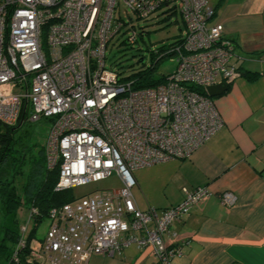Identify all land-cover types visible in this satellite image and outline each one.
<instances>
[{
  "label": "built area",
  "instance_id": "built-area-1",
  "mask_svg": "<svg viewBox=\"0 0 264 264\" xmlns=\"http://www.w3.org/2000/svg\"><path fill=\"white\" fill-rule=\"evenodd\" d=\"M159 9L179 15L180 43L163 52L176 66L160 85L133 89L106 64V47L118 34L133 46L142 33L132 17ZM213 16L206 0H0V123L49 121L43 148L47 169L58 167L55 190L113 173L123 183L51 209L42 240L28 241L20 226L8 264H87L131 243L150 250L152 264L182 255V245L164 235L210 191L184 188L180 203L142 211L132 171L188 158L221 127L213 100L196 88L229 84L240 71L222 25L209 23ZM221 201L230 206L235 196L225 191Z\"/></svg>",
  "mask_w": 264,
  "mask_h": 264
},
{
  "label": "crops",
  "instance_id": "crops-1",
  "mask_svg": "<svg viewBox=\"0 0 264 264\" xmlns=\"http://www.w3.org/2000/svg\"><path fill=\"white\" fill-rule=\"evenodd\" d=\"M206 1L214 9L209 23L222 25L234 46L230 63L240 71L211 98L222 125L188 158L133 170L131 193L138 209L161 211L180 203L184 188L210 191L165 233L166 243L182 245L173 264H264V0ZM225 191L235 196L230 206L222 204ZM23 225L28 235L33 225ZM0 257V264H8ZM153 261L150 250L131 243L120 253L92 255L87 264Z\"/></svg>",
  "mask_w": 264,
  "mask_h": 264
},
{
  "label": "trees",
  "instance_id": "trees-1",
  "mask_svg": "<svg viewBox=\"0 0 264 264\" xmlns=\"http://www.w3.org/2000/svg\"><path fill=\"white\" fill-rule=\"evenodd\" d=\"M144 31H140L143 33ZM181 35L176 36L168 44H162L156 49H150V64L143 68L141 65L133 69L131 66L123 65L110 67L117 69L123 81H131L133 89L156 87L166 81V75L154 76L155 65L165 57L163 52L177 46L180 43ZM142 62V56L137 63ZM142 67V68H141ZM249 79H253L254 73H244ZM199 92L206 95L203 89ZM25 113L20 119L25 118ZM22 125L14 127L0 123V206L3 216L10 220V224L4 226V232L0 238V256L6 257L9 261L12 250H14L19 239V224L17 211L20 207H26L33 219V227L28 234L27 240L35 237L37 225L47 219L51 209L60 207L62 204L75 199L72 188L55 190L58 180V167L47 169L45 165L44 148L40 146L37 151L34 144L24 146V139L27 133L18 132ZM6 224V223H4ZM25 253H21V260L24 261Z\"/></svg>",
  "mask_w": 264,
  "mask_h": 264
},
{
  "label": "rangeland",
  "instance_id": "rangeland-1",
  "mask_svg": "<svg viewBox=\"0 0 264 264\" xmlns=\"http://www.w3.org/2000/svg\"><path fill=\"white\" fill-rule=\"evenodd\" d=\"M132 18L134 23L139 27V31L142 30L144 32L139 36L138 41L133 46L127 44L122 35L118 34L112 38L105 51V62L107 65L111 64L115 67L123 65L125 68L131 66L133 69L141 65L145 68L150 64V49H156L162 44H168L176 36L181 35L182 27L179 22V15L167 17L163 13V9L157 10L147 19L135 20L134 17ZM141 56L142 62L137 63ZM175 66L176 61L174 58L169 56L165 57L155 65L154 76L166 75L172 72ZM49 126V121L44 119L23 123L18 132L24 131L27 133V137L24 139V146L34 144V151H37L45 142ZM122 185V180L116 173H113L104 179L72 188V194L75 199H79L94 191L118 189ZM29 214L30 212L26 207H20L17 211L18 224H27L28 227L32 226L34 221ZM3 215L0 206V238L3 235L4 226L8 225V222L10 224V220H6ZM47 228L48 219H44L37 225L35 237L42 239Z\"/></svg>",
  "mask_w": 264,
  "mask_h": 264
},
{
  "label": "water",
  "instance_id": "water-1",
  "mask_svg": "<svg viewBox=\"0 0 264 264\" xmlns=\"http://www.w3.org/2000/svg\"><path fill=\"white\" fill-rule=\"evenodd\" d=\"M228 88V84L223 82L217 83L215 85L206 88V93L209 97H216L224 93Z\"/></svg>",
  "mask_w": 264,
  "mask_h": 264
}]
</instances>
